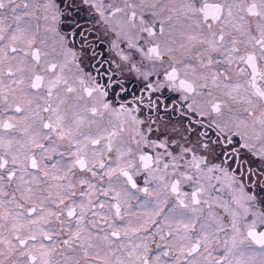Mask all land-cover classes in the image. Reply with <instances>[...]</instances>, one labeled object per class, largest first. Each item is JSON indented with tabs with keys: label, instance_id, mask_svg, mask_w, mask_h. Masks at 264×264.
Wrapping results in <instances>:
<instances>
[{
	"label": "snow or ice",
	"instance_id": "6c2138e0",
	"mask_svg": "<svg viewBox=\"0 0 264 264\" xmlns=\"http://www.w3.org/2000/svg\"><path fill=\"white\" fill-rule=\"evenodd\" d=\"M0 264H264V0H0Z\"/></svg>",
	"mask_w": 264,
	"mask_h": 264
}]
</instances>
